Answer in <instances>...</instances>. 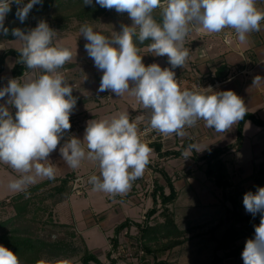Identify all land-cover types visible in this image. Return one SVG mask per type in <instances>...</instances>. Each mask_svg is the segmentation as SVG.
I'll use <instances>...</instances> for the list:
<instances>
[{"label": "clouds", "instance_id": "9594fccd", "mask_svg": "<svg viewBox=\"0 0 264 264\" xmlns=\"http://www.w3.org/2000/svg\"><path fill=\"white\" fill-rule=\"evenodd\" d=\"M42 0H0V33L8 35L6 16L11 6H17L16 17L23 23L34 5ZM100 7L117 13H127L132 24L121 25V30L104 35L85 22L80 27L87 43L84 45L94 66L103 75L97 92L111 91L118 97L125 93L135 97L147 110L149 128L163 136L183 137L185 129L203 121L205 127L217 133L228 132L242 120L247 108L234 91H214L206 88H181L175 73L157 63L142 62L141 45L158 57L167 56L172 68L184 67L190 51L185 40L195 29L207 34L234 30L240 42L250 33L261 30L264 9L257 0H95ZM92 5L93 0H83ZM159 11L160 20L155 13ZM11 34L21 47L18 63L30 70L23 78H10L0 88V164L9 166L18 176L7 188L30 197L29 187L38 179L53 180L56 168L49 156L71 129L70 115L76 106L73 85L61 73L72 61L70 48L55 42L57 32L45 20L27 32L13 28ZM131 83V87H130ZM264 83L256 76L253 87ZM11 108L15 109L13 115ZM190 145L185 152L194 149ZM59 152L70 169H78L87 159L99 167V175H91L88 182L93 191L115 197L127 193L132 182L143 176L152 149L140 138L135 121L128 112L87 122L83 139L69 137ZM245 210L260 214L259 225H254V238L248 239L242 251L244 264H264V187L244 194ZM0 264H21L10 249L0 245ZM36 264H72L68 258L39 259Z\"/></svg>", "mask_w": 264, "mask_h": 264}, {"label": "rangeland", "instance_id": "374dc122", "mask_svg": "<svg viewBox=\"0 0 264 264\" xmlns=\"http://www.w3.org/2000/svg\"><path fill=\"white\" fill-rule=\"evenodd\" d=\"M257 7L264 9V0H257ZM103 9L104 10L101 12L100 16L96 17L97 21L94 20L93 22H87L94 28V30L99 31L104 35H110L112 32L118 33L121 30V25L130 26L132 24V21L128 17L127 13L120 14L114 9ZM77 12L79 11H75V13ZM69 13L73 12L64 11L61 12V16H66ZM156 15L159 16L158 10ZM45 20H47L46 22L48 25L57 32L55 42L70 48L73 52L75 51L79 53V57H77V55H73V59L71 61L76 65H79L78 67H81L80 72L77 75L65 76L63 70H60L69 84L78 86V82H83L85 85H82L83 90L87 91V94H90L88 96H93L94 99H97L96 97H98L102 104L106 99L107 93H109L110 97L107 107L113 111V115L120 112H128L129 116L131 117L134 106L129 104H138L135 97L128 93H125L122 97H118L111 91L97 92L103 72L94 66L93 60L85 51L84 45L87 43V41L83 35H80L79 31L81 27L80 25H83L82 21L76 17L58 21L56 16H49ZM63 28L67 29V31H64ZM60 35H62V37ZM0 44H2V46H0V54L2 51H4V46L8 49L17 50L21 47L19 41L5 40L3 33H0ZM140 55H143L142 62L145 64V66H148L152 63H157L161 66V68H169L172 70L166 56L153 57V54H151L148 49L141 50ZM7 65L10 67L11 61L8 62ZM177 82L179 84L181 81L178 80ZM131 86L132 85L130 83V87ZM185 87L186 84H183L182 88ZM74 88L75 87H73L72 95L74 98L78 99L80 98L78 97V90H74ZM222 89L223 88H221L219 91ZM80 96H82V94H80ZM103 107L104 105L102 108ZM146 112L147 110L144 109L141 115L139 114L140 118L137 120L143 121L142 119ZM259 115L260 117L258 116V118L264 120V112H260ZM111 116H102L101 119ZM88 121H90V119H84V124H81L80 130L77 132V137L78 134L81 133L79 135L80 139L84 137ZM199 122L200 121H198L197 124ZM246 124L247 126H245L244 129V142L242 148L239 151L235 149L231 150L223 156V159L227 163L229 178L230 182L232 183V187L228 190L229 195H233L235 192L247 193L251 191L255 193L259 187L256 184L255 178L258 176L257 174L264 164V127L256 126L251 122H247ZM195 127H193L191 130H194ZM237 129L238 125L236 129H229L228 132L214 133V138L209 140V142L206 140L199 141L196 146L197 151L195 150L197 156L200 158L212 152L214 148H222L234 144L237 141ZM193 151L194 149L188 151L187 156L183 155V157L178 159L171 158L164 162H159L173 177L175 187L179 192L178 199L168 207L170 215L173 216L177 225L176 228L172 229L170 232L174 235H176L177 229H180L184 232L183 236L180 237V240L183 241V243L180 246H176L175 248L167 249L161 256V260L168 261L169 264H244L241 255L242 251L244 250L243 248L240 249L239 256L237 255L231 257L230 253H233L241 248V246H243L247 240L246 237H242L240 239L237 238V240L233 242L230 245V248L227 250L216 249L217 241L223 239L226 232L231 228L232 224L236 223V217L233 214V205L231 201L223 196V191L218 189L213 181L207 178L204 173L205 162L200 160L197 161L193 157ZM153 155L154 152L152 151L151 156ZM84 162L88 165V170L89 168L94 169L97 167L95 162L88 161L87 159H85ZM88 170L82 169L81 173L86 174ZM18 175L19 174L14 172L9 166L0 164V221L7 220L15 215V210L11 206H8L9 200L16 198L23 193L15 194L11 192L7 188V184L13 177ZM151 175L153 176V179H150L145 185V189H148L149 187L151 191L149 192L150 196H152L153 183L155 181H160L162 185H165L159 174L151 172ZM44 180L46 179H38L37 183L30 186L29 189H31L33 186H36L37 184H40ZM78 181H80V183L82 182L81 179H78ZM261 187H264V185ZM87 191H91V197H95L94 202L98 203L101 195L104 193L97 191L93 192L91 184H89ZM166 191L169 193L168 188ZM80 192L81 190L78 193L75 192L76 194L74 193V195L71 196L69 200L67 199V201H63V203L55 206V208H52L53 205L50 204L49 207L51 209L46 212L44 216H41V221L36 222L34 225L35 229L33 228L37 235L39 234L41 237H45L54 243H56V241L59 239L68 240L71 241V243L75 242V245H73L71 251H73L75 248H78L79 253L77 256L71 258L72 264H82L81 256L84 253V242L81 240L78 241V239H75L74 241L73 236H71V232L73 231L72 227H75L76 229L78 227V235H80L82 232H86V230H89L87 229L88 224L86 223V218H89L93 215L89 202L87 203L86 200L83 202L82 197H79ZM243 197L244 195L240 194L241 211H243L244 215L251 216L252 214L245 210L243 205ZM104 204L106 206V203H103V206ZM96 206L93 207V210L94 208L98 210L100 209L99 206ZM113 206L116 207L114 204L110 205L111 208H113ZM152 207H154V205ZM158 208L159 213H157V216L154 219H150L151 224L154 226L156 223H164L167 220L166 215H162L163 208L160 206V204ZM138 212H140L139 214L143 215L141 210ZM95 215L97 216V213ZM39 217L40 214L37 216L38 220H40ZM140 220L141 225L143 226V223L146 220H143V218ZM94 223L95 225L93 226L96 228V222ZM246 225L247 223H237L235 227L236 229H240L242 226ZM94 230L95 229H93L92 232ZM128 230L132 231V234L129 235L130 243H136V239L137 241L140 240L142 234L138 228L134 227L133 230ZM95 233L97 238H89L87 236L88 232L85 234V236H83L87 244L85 247L99 255V252L102 251L103 256H100L102 257L101 259L103 260L104 264H111L113 260L112 252L114 249L110 243L111 239L108 241V238L113 235L112 231L106 232V237L99 230H96ZM172 240V236L170 238L163 237L162 239L158 238L155 242L150 244L152 245L153 249L160 248L162 250L163 248L167 247ZM94 241H96V244ZM134 243L131 245H134ZM125 249L128 250V247L126 246ZM129 250L130 251L123 253L122 256H119V261L121 263L123 261H128L131 264L154 263V259H152L153 257L150 258L151 260L147 261L148 257H146V255L143 256L140 253V250L136 247L132 246L131 249L129 248ZM108 252L111 257H109V254L107 256ZM143 257H145V261L141 263L140 259ZM44 259L50 258L45 257Z\"/></svg>", "mask_w": 264, "mask_h": 264}, {"label": "trees", "instance_id": "16d2710c", "mask_svg": "<svg viewBox=\"0 0 264 264\" xmlns=\"http://www.w3.org/2000/svg\"><path fill=\"white\" fill-rule=\"evenodd\" d=\"M23 1L24 4L28 3V0ZM16 10L17 6L13 4L11 6V11L6 16L4 24L5 27L9 29V32L8 35H3L5 40H16L11 34L13 28H20L27 32L28 30L35 28L40 20H45L49 16H56L58 21L76 17L82 21V24H84L88 21H97L96 17L100 16L104 9L96 4L95 0H93L92 5H84L83 0H42L41 4L33 6L27 19L23 23L17 19ZM64 11L73 13L61 16V12ZM75 11L79 12L75 13ZM156 19L159 21L160 16L156 15ZM63 29L64 31H67V29ZM148 43L149 41H145V44L140 46L141 50L146 48ZM10 58L14 59V65L12 67L13 78H22L25 74L30 73V70H28L24 64L18 63V51L16 49H8L2 51L0 54V75L5 71L7 61ZM222 76L223 73L221 72L218 77L221 79ZM247 122H251L259 127H264V120L258 118L252 113H246L245 117L238 123L237 141L234 144L222 148H214L212 152L200 158L197 156L195 150L193 151V157L197 161L200 160L205 162L204 173L207 178L213 181L215 186L223 191V196L231 201L233 205V214L236 217V223L232 224L223 239L217 241V250L229 249L230 245L235 242L237 238L240 239L246 237L247 240L254 238V225H259L260 223L259 213L253 217L252 215L246 216L243 214V211H241L240 194L244 195L246 192H235L233 195H229L228 190L232 187V183L230 182L227 163L223 159V156L231 150L235 149L239 151L242 148L244 142V126ZM190 145H193L192 141H185L176 148H169L163 151L162 145L159 143L148 144V146L157 154V159L159 161L162 159H178L183 157ZM147 169L159 174L165 185H162L160 181H155L153 183L152 199L154 201V207L146 214V224L142 226L139 223H132L128 220L125 221L115 228V236L111 239V244L114 249L113 252H115L119 248L120 234L127 229L136 227L142 234L140 240L137 241V245L141 248L146 257L152 256L154 258L153 264H169L168 261L161 260V256L167 249L175 248L183 243V241L180 240V237L184 234L182 230L177 229L176 235L170 232L172 229L176 228L177 225L168 209L169 205L178 199L179 192L175 187L173 177L158 161L152 162L150 160ZM257 175L255 181L257 186L261 187L264 185V164ZM74 180V175H69L64 179L45 181L28 190L31 194L29 198L26 199L24 194H21L16 198L9 200L8 206H11L15 210V215L7 220L0 221V245H3L16 253L21 264H36L37 260L44 259L45 257H49L50 259H71L79 253V249L75 247V249L71 251L75 242L71 243V241L59 239L54 243L34 232V225L36 222H40L41 216H44V214L51 209L49 207L50 204L53 205L52 208H55V206L69 199L72 194H74ZM167 188L169 189V193H166ZM159 204L163 208L162 215H166L167 220L164 223H156L155 226H149L147 223L149 219L159 213ZM39 214L40 220L37 219ZM237 223H247V225L242 226L240 229H236L235 225ZM72 228L73 231L71 232V236H73L74 241L75 239L83 241L82 237L78 235L76 228ZM171 236L173 240L170 241L167 247L162 250L160 248H152L150 243L155 242L158 238H170ZM244 247L245 244H243V246L237 251L230 253L231 257L239 256L240 249H244ZM109 256L111 257L110 254ZM81 261L82 264H102L98 257L85 247V244ZM111 264H115V259L112 260Z\"/></svg>", "mask_w": 264, "mask_h": 264}, {"label": "crops", "instance_id": "0c3cea01", "mask_svg": "<svg viewBox=\"0 0 264 264\" xmlns=\"http://www.w3.org/2000/svg\"><path fill=\"white\" fill-rule=\"evenodd\" d=\"M60 36L62 37V35ZM0 46H2V44H0ZM185 47L188 48L190 51V55L188 60L186 61L185 66L176 67L173 69L170 65V68L175 73V79L177 81H186V86L198 84H217L218 86L213 89L214 91H219L221 88H223L221 91L232 90L240 98L243 99L247 108V113H252L257 117H260L259 113L262 111L264 112V83L253 87V79L256 76L264 78V21L261 22V30L259 32L250 33L246 42H240L237 39L234 30L232 29H225L218 34H207L202 30L197 31L193 29L186 37ZM3 48L4 50H8V48H6L5 46ZM143 49L148 48L146 47ZM72 53H74L73 55H77V57H79V53L75 51H72ZM154 56L155 55H153V57ZM11 59L12 58L9 59L11 61L10 67L7 65L8 62H10L8 60L5 71L0 75V88L7 85L8 79L13 78L12 67L14 65V59ZM78 66L79 65H76L74 62H68L62 68L64 75H77L81 69V67ZM221 72L223 73V76L220 79L218 76ZM78 84V86L73 85L75 87L74 90H78V97L80 98L76 99L75 109L70 115L71 129L65 134L64 138L60 141L57 150L50 154L49 160L51 163H53L54 167L56 168L55 179H64L69 175H74V185L78 179H81L82 181L79 185L81 186V192L79 197H82L83 202L85 200L87 203L89 202L91 211L93 212V215L91 217L86 218V223L88 224L87 229L89 230L85 229L86 232H82L80 234L84 244L87 246L86 241L83 237L87 232V236L89 238H97V235L95 233L96 230L101 231L105 235V237L106 232L112 231L113 235L108 238V241H110V239L115 236V228L118 225L124 223L125 221L128 220L132 223L141 224V218H143V220H147L146 213L151 208H153L152 206L154 205V201L152 199V196L149 195V192H151L149 187L148 189H145V185L150 179H153V176L151 175V172L153 171L146 168L143 176L132 182V186L127 193L123 195H116L115 197L111 196L110 194L103 193L99 199V203L94 202L95 197H91V191L88 192L87 188L90 184L88 182L89 177L93 174L99 175L100 170L98 165L96 164V168H89L88 170V165L84 161H82L81 166L78 169H70L67 166L66 162L63 160L59 152V148L69 137H77V132L80 130L81 124H84V119H101L102 116L113 115V111H111L109 107H107L110 97L109 93H107L106 99L102 104L98 97H96L97 99H94L93 96H88L90 94H87V91L83 90V86H85L83 82H78ZM80 94H82V96H80ZM6 99L7 97L0 100V104H4ZM137 103L138 104H128L134 106L130 121H135L138 125V129H140L141 121H138L137 119L140 118V115L144 111V109L138 101ZM103 105L107 108H102ZM10 110L14 115L15 109L11 108ZM237 125L238 122L234 124L231 129H236ZM245 126H247V124H245ZM214 133L217 132L214 129L205 127L204 122L201 120L194 128V130L185 132V135L180 138L182 140V143L185 141H192V144L197 146L199 141L206 140L207 142H209V140H212V138H214ZM80 134H78L77 138H79ZM82 139L83 138H81V140ZM179 145H181V143H179L178 146ZM194 150H196V147L194 148ZM152 151L154 152V155L150 157V160L152 162H155L156 160L158 162L166 161L165 159L159 161L157 159L158 157L155 151L153 149ZM82 169H86L88 170V172L86 174H82ZM44 181L50 180L46 179ZM91 187L93 191V186L91 185ZM73 195L74 194H72V196ZM103 203H106V206L105 204L103 206ZM92 204L93 207L97 205L100 207V209L98 210L94 208L93 210ZM111 204H114L116 207L113 206V208H111ZM140 210L142 211L141 213H143L144 216L139 214L140 212L138 211ZM96 213L97 216L95 215ZM156 216L157 215H155L152 219H154ZM94 222H96V228H94L93 226L95 225ZM147 223L149 226H154L151 224L150 219ZM144 224H146V221L143 223V225ZM93 229L95 230L92 232ZM133 229L134 227L131 228V230ZM76 230L79 233L78 227ZM131 232L132 231H129L127 229L126 231L120 234L119 248L115 252H112V257L113 259H115V264H131L128 261H123L121 263L119 261V256H122L123 253L130 251L129 248L131 249L132 246L139 249L140 253L143 256L145 255L141 248L138 247L137 239L136 243L133 242L134 245H131L133 244L132 242L130 243L129 239V235L132 234ZM94 242L96 244V241ZM126 246L128 247V250L125 249ZM89 251L91 250L89 249ZM91 252L96 256L98 255V259L101 261V263L104 264L103 260L101 259V256H103L102 251L99 252L101 256L96 252ZM108 254L109 252L107 253V256ZM151 257L149 256L147 261L151 260ZM144 258L145 257L140 259L141 263L145 261Z\"/></svg>", "mask_w": 264, "mask_h": 264}, {"label": "built area", "instance_id": "2783aa9c", "mask_svg": "<svg viewBox=\"0 0 264 264\" xmlns=\"http://www.w3.org/2000/svg\"><path fill=\"white\" fill-rule=\"evenodd\" d=\"M183 84H186V81H181L179 83L181 88H182ZM194 86L195 87H199L200 86L202 88H206L208 86H212V88L214 89L218 85L217 84H213V85H210V84H208V85L198 84V85L186 86L185 88L192 89ZM142 120L143 121H141V125H140L141 127L139 129L140 138L146 144L159 143V144L162 145L163 151L166 150V149H169V148H176L179 143L182 144V140H181L180 136H177L175 134L170 135V136H163L159 132L151 130L149 128L147 112L145 113V116L143 117ZM191 129H193V127L186 128L185 132L191 131ZM79 184H80V181L77 180L75 182V185H74V191L77 192V193L80 191V188H81V186L78 187Z\"/></svg>", "mask_w": 264, "mask_h": 264}]
</instances>
